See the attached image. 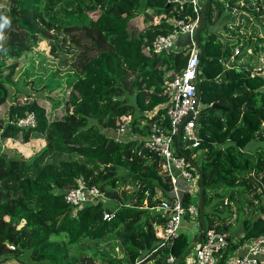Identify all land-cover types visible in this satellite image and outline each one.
I'll return each instance as SVG.
<instances>
[{"label":"trees","instance_id":"trees-1","mask_svg":"<svg viewBox=\"0 0 264 264\" xmlns=\"http://www.w3.org/2000/svg\"><path fill=\"white\" fill-rule=\"evenodd\" d=\"M0 3V13L11 20L5 29L6 52L0 51V105L8 102L0 118L1 263L92 264L96 258L98 264H168L170 257L181 258L187 247L182 232L170 246L152 251L159 240L156 228L164 223L158 206L170 187L157 170L159 157L137 137L116 141L103 128L118 126L128 115L130 131L137 136L147 134L152 122L169 127L163 105L165 81L183 69L190 48L157 53L148 46L156 36L172 31L170 18L194 17L191 6L180 9L167 0ZM234 6L237 12L232 13ZM214 9V22L241 16L243 9L264 26V0H209L203 27L206 19L212 25ZM138 13L143 14L144 26L133 29L131 20ZM240 28L234 24L227 31L234 40H221L217 29L207 31L204 39L201 31L198 34L204 46L197 83L201 141L188 154H195L201 171L206 227L221 231L226 215L233 212L231 202L236 211L243 210L250 173L264 179V77L250 74L258 64L256 55L243 50L251 45L254 52L263 51L264 40L253 34L255 28L251 37L238 35ZM76 31L90 39L95 51L84 52L77 66L54 56L48 95L32 94L18 84L14 74L22 55L40 40L59 41L60 32L65 37ZM238 46L241 50L233 56ZM55 49L52 45L53 53ZM239 60L243 68L231 66ZM224 61L230 67H223ZM41 77L40 73L32 82L38 86ZM214 101L217 106L211 105ZM154 108L156 112L148 115ZM29 112L35 115L34 126L8 121ZM33 138L44 145L29 157L1 151L2 141ZM78 179L97 185L104 197L75 211L64 192ZM251 219L244 220L241 242L264 233V218ZM230 245L237 244L231 239ZM88 252V257L82 255Z\"/></svg>","mask_w":264,"mask_h":264},{"label":"built area","instance_id":"built-area-1","mask_svg":"<svg viewBox=\"0 0 264 264\" xmlns=\"http://www.w3.org/2000/svg\"><path fill=\"white\" fill-rule=\"evenodd\" d=\"M177 2L180 9L186 4L191 6L194 17L170 18L173 25L172 31L166 35L156 36L148 48L157 53H170L175 50L178 36L183 37L189 33L190 48L183 69L165 82L166 100L164 102L166 125L157 122L149 124L147 134L135 135L130 131L131 115L123 117L122 122L114 127H104L107 136L116 141H125L130 137H137L143 141V146L159 157L158 166L162 175L167 177L170 185L167 190V199L162 200L158 210L164 218V223L156 228L158 244L152 249L171 245L172 240L181 232V225L185 218L198 219V187L200 177L194 166L195 154H188L191 148L197 147L201 138L198 134L197 119L202 107L198 89L199 71V47L193 40V33L198 25L200 8L203 0H167ZM232 13L237 12V7H232ZM264 40V32L261 34ZM240 49L236 47L233 55H237ZM248 52H253L248 48ZM250 54V53H249ZM258 64L252 69L251 75L264 77V50L257 55ZM264 89V86L262 87ZM19 126H34L35 115L27 113L23 117L8 120ZM189 196L191 201H185ZM104 194L95 184H87L78 179L74 187L64 192L65 201L73 205L76 211L80 206L103 199ZM109 217V214H105ZM231 237L224 231L209 227L203 232V236L196 240L192 248V254L186 257V264H218L219 258L227 250ZM13 247V246H11ZM190 254V253H189ZM170 257L169 260H172ZM0 264L1 261H0ZM228 264H264V233L255 241L245 245L243 251L234 253Z\"/></svg>","mask_w":264,"mask_h":264},{"label":"rangeland","instance_id":"rangeland-1","mask_svg":"<svg viewBox=\"0 0 264 264\" xmlns=\"http://www.w3.org/2000/svg\"><path fill=\"white\" fill-rule=\"evenodd\" d=\"M5 3V2H4ZM3 4V3H0ZM219 8V6H218ZM218 10V9H217ZM216 9L213 10V16H212V25L210 26L207 22V19L205 21L204 27L201 29V36L205 37L206 32L210 31V29L216 30V35L223 40L224 38H227V36H230L229 39L234 40L233 35L227 34V31H231L234 24H240L241 28L239 29L238 35L242 34L244 37L248 36L251 32L252 28H255V33L262 34L264 30V26H262L260 20L253 18L246 10L241 9L242 15L240 16H227L225 22H214V17L216 14ZM135 18L131 20V28L133 29H140L144 25L143 23V14L138 13ZM220 20V19H219ZM75 33V34H74ZM73 34L63 36V33L60 32L58 35V39H43L38 41V44L33 46L30 51L22 55L18 61L17 65V72L14 74V79L17 80L18 84L21 85L22 88L29 90L32 94H40L43 93L45 96L49 94V91L47 90L46 84L49 78V75L51 73L52 68H54V56L57 58H63L66 61H69V63L73 66H77L79 57L84 52H93L95 51V47H93V43L90 41L88 37H83L81 33L78 31L74 32ZM63 39V40H62ZM51 40H53L51 43ZM61 45V48L57 47V44ZM203 43V40H202ZM52 45L55 49L56 53L52 52ZM188 48H180L175 46L176 51L180 50H188ZM66 50V51H65ZM66 56L68 59H66ZM75 57V58H74ZM72 58V59H71ZM74 58V59H73ZM223 67H229V62L224 61L221 62ZM243 62L239 60L236 64H240ZM32 65V66H31ZM239 66V65H238ZM244 67V65H243ZM242 67V68H243ZM62 70L63 67H60ZM33 70L34 72H32ZM252 72V71H251ZM42 74L41 80L39 82V85L36 86L34 84L33 79H36V76L38 74ZM63 75V71H61ZM251 74V73H250ZM219 76V75H218ZM60 79V78H58ZM167 81V80H166ZM165 81V82H166ZM129 86V84H127ZM54 95V94H53ZM8 107V102L3 103L0 105V118L4 117L6 115V109ZM1 124V123H0ZM264 126V121L261 123ZM1 151H7L10 154H13L15 152L16 155L21 154L22 157H29L31 154L36 153V151L44 145V141L41 139H30L29 141H21L19 140H11L7 139L6 141H2L1 143ZM194 148H191V151ZM196 159V157H194ZM157 170L160 172L159 166H157ZM161 173V172H160ZM247 192H246V200L244 204V208L241 211H236V207L234 206V202H231L233 212H235L237 220H234V224H237L239 220H242L243 216L250 217L253 210H259L260 207H263L264 203V179L260 176V174H256L254 172L250 173V175L247 178ZM200 187V186H199ZM198 187V190H199ZM241 189L240 187L238 188ZM264 210V209H263ZM221 213L224 212V210H219ZM231 215V212L229 213ZM252 218V217H251ZM189 221L198 220L197 218L193 220L191 217L188 218ZM244 219V220H245ZM198 222V221H196ZM243 235H241L242 237ZM78 248V247H77ZM73 252L76 251V248H72ZM88 253H82L84 257L89 256ZM177 261L179 260L176 258ZM92 264H98V259L93 258ZM168 264H174V263H168ZM183 264H186V258L183 260Z\"/></svg>","mask_w":264,"mask_h":264},{"label":"crops","instance_id":"crops-1","mask_svg":"<svg viewBox=\"0 0 264 264\" xmlns=\"http://www.w3.org/2000/svg\"><path fill=\"white\" fill-rule=\"evenodd\" d=\"M261 22V21H260ZM262 24V23H261ZM263 26V24H262ZM264 32V30H263ZM252 34V32L249 33V36ZM253 34H257V33H253ZM263 34V33H262ZM261 36V34H258ZM230 36H227V38H229ZM251 37V36H250ZM262 37V36H261ZM225 39V38H224ZM236 48V47H235ZM238 48H240L238 46ZM248 48H250L253 52H248ZM241 50V49H240ZM243 50L245 51V53L247 55H256V60L258 62V59H257V55L259 54V52H254V47L251 46V45H247L245 47V49L243 48ZM242 50V52H243ZM234 53V51H233ZM250 53V54H249ZM239 54V53H238ZM235 56V55H233ZM239 65V66H238ZM231 66H234V67H237V68H242L243 67V64L240 63V64H234ZM229 67H230V64H229ZM215 102V101H214ZM213 103V102H212ZM212 105V104H211ZM156 112V109L154 108L153 110L151 111H148L147 114L148 115H152ZM155 157V155H154ZM247 192V191H246ZM263 207H264V203H263ZM262 207V208H263ZM230 213V212H229ZM223 214V213H221ZM257 216H262L264 218V210H253L252 214L250 215V217H252V221L257 217ZM246 216H243L242 220H239L237 222V224H234V220H237L238 218L236 217L235 215V212H232L231 215L227 214L225 219H224V223H223V231L225 233H227L231 239L233 240V242H235L236 247H232V245H230L228 247V249L225 251V253L219 258V262L218 264H228V261H229V258L236 252H241L243 251L245 245H247L248 243L252 242V241H255V240H258L257 238H253V239H250V240H244L243 242H241V235H244V219H245ZM198 221V222H196ZM194 221L195 223H193L192 221H189V219L185 218L182 222V225H181V232L184 233L186 235V238H187V247L185 248L184 252L187 250L188 246L191 244V242H193L194 238L197 236L199 230H200V220H196ZM202 236V235H201ZM201 238V237H200ZM183 252V253H184ZM190 254L188 255H191L192 254V251L189 252ZM187 255V256H188ZM186 256V257H187ZM185 257V258H186ZM189 257V256H188ZM184 258V259H185ZM181 260V264H183V260ZM177 259L176 258H173L172 260H168V263H174V264H177Z\"/></svg>","mask_w":264,"mask_h":264},{"label":"water","instance_id":"water-1","mask_svg":"<svg viewBox=\"0 0 264 264\" xmlns=\"http://www.w3.org/2000/svg\"><path fill=\"white\" fill-rule=\"evenodd\" d=\"M208 2H209V0H204L202 2L201 8H200L199 22H198V25H197L194 33H193V40L196 43V45L199 47L200 58L203 55L204 46H203L202 41L199 40L198 34H199V32L201 31V29L203 27L205 11H206V7H207ZM189 44H190V35H189V33L184 34L183 37H181V36L177 37V40H176V46L177 47L185 48ZM225 77H226V74H225V72H223L221 74V78L224 79ZM212 106H217V102L216 101L213 102ZM263 130H264V127H263ZM101 162H104V161L101 160ZM104 163H106V162H104ZM194 166H195V168H196V170H197V172L199 174V177H200L198 207H199V216H200L201 228H200L197 236L194 238L193 242H191V244L188 246L187 250L182 254L181 258H179L177 264H181V260L184 259L189 254V252L192 250L193 246L195 245L196 240L201 237V235L203 234V232L206 229V223H205V220L203 218V202H202V199H203V186H202L201 171L198 168V166L196 165V163H194Z\"/></svg>","mask_w":264,"mask_h":264},{"label":"clouds","instance_id":"clouds-1","mask_svg":"<svg viewBox=\"0 0 264 264\" xmlns=\"http://www.w3.org/2000/svg\"><path fill=\"white\" fill-rule=\"evenodd\" d=\"M0 7H2V6H0ZM10 26H11L10 18L5 14L0 13V51L6 52V49L4 48V41L6 40L5 29L10 28ZM198 196H199V194H198Z\"/></svg>","mask_w":264,"mask_h":264}]
</instances>
